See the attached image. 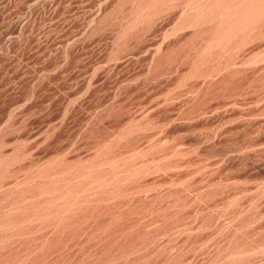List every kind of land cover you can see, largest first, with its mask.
I'll list each match as a JSON object with an SVG mask.
<instances>
[{
    "label": "rangeland",
    "instance_id": "obj_1",
    "mask_svg": "<svg viewBox=\"0 0 264 264\" xmlns=\"http://www.w3.org/2000/svg\"><path fill=\"white\" fill-rule=\"evenodd\" d=\"M0 264H264V0H0Z\"/></svg>",
    "mask_w": 264,
    "mask_h": 264
}]
</instances>
